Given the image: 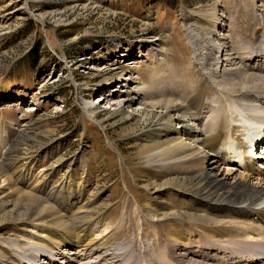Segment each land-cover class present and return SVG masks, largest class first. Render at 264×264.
Here are the masks:
<instances>
[{
  "label": "rangeland",
  "instance_id": "374dc122",
  "mask_svg": "<svg viewBox=\"0 0 264 264\" xmlns=\"http://www.w3.org/2000/svg\"><path fill=\"white\" fill-rule=\"evenodd\" d=\"M252 8L251 0H0V162L16 182L28 179L23 190L40 193L54 208L56 194L76 192L79 185L83 197L72 213L97 207L100 220L91 226L97 252L88 254L85 243L72 248L74 264H96L105 255L116 262L115 255L129 247L137 253L136 264H149L151 257L158 262L157 253H167L166 236L173 223L180 224L145 210L154 194L143 186L153 182L156 168L137 146L138 135L153 127L160 109L147 121L139 119L143 105L138 102L134 111L124 107L129 115L112 112L126 92L140 87V76L149 80L164 64L189 69L202 99L218 97L195 58L204 42L198 27L231 37L239 33L242 42L255 46L263 25L253 20ZM127 76L138 78L133 83ZM225 163L219 159L204 167L231 183L242 170ZM259 177L248 174L246 181L264 186V174ZM4 186L0 181V190ZM129 210L136 211L135 218L125 216ZM145 220L150 226L134 229ZM38 223L22 229L0 214V245L6 243L0 247L11 251L20 241L31 254L30 237L38 234ZM119 224L123 230L115 233ZM226 226L248 230L247 242L264 243L262 226ZM157 233L156 244L150 236Z\"/></svg>",
  "mask_w": 264,
  "mask_h": 264
},
{
  "label": "bare ground",
  "instance_id": "6f19581e",
  "mask_svg": "<svg viewBox=\"0 0 264 264\" xmlns=\"http://www.w3.org/2000/svg\"><path fill=\"white\" fill-rule=\"evenodd\" d=\"M251 1L253 20L263 25L255 46L242 42L239 33L231 37L213 27H198L204 42L196 50L195 58L202 75L214 86L212 90L218 92L217 98H201V89L195 85L189 69L176 63L169 67L164 64L149 80L140 76V87L133 94L126 92L119 108L112 112L129 115L124 107L134 111L138 102L143 105L137 109L139 119L147 121L160 109L152 121L153 127L141 131L137 138L139 154L156 168L153 182L143 186L151 187L154 194L145 203V210L154 212L155 216L160 213L164 219L177 220L180 225L173 223L166 236L167 253L158 252L160 261L151 257L149 264H167L170 260L174 264H207L206 261L264 264V243L247 242L248 230L226 226L239 222L264 225V186L246 181L248 174H256L260 180L259 176L264 174V165L256 168V161L249 157L250 154L259 156L258 151L251 149L264 129V0ZM114 71L120 77L123 75L121 67ZM137 78L127 76L126 79L135 83ZM181 91L186 92L180 94ZM205 95L208 97L210 92H204ZM104 99L98 98L100 102ZM223 135L225 140L221 143ZM261 145L264 153V143ZM219 159L242 170L233 182L213 177L204 167ZM4 167L0 162V181L5 183L0 190V214L22 229L31 221H38L35 227L39 230L30 237L33 252L29 255L23 250L28 248L25 243L16 242L11 251L3 250L1 247L6 243H1L0 264H74L75 259L69 253L82 243L88 254L97 252L92 244L95 240L91 237V226L100 220L99 215L95 216L99 210L90 204L80 207L75 215L72 213V207L83 197L80 185L76 192L62 190L56 194L54 208L40 193L22 189L28 186L27 178L16 182ZM42 188L39 186L38 190ZM135 213L129 210L125 216L135 218ZM147 221H141L134 229L147 228L150 226ZM119 225L115 233L123 230V224ZM159 236L157 233L150 239L157 244ZM129 248L115 255L116 262L105 255L96 264L106 259L104 264H136L137 253ZM176 250L180 251L178 255ZM123 256L127 263L119 262Z\"/></svg>",
  "mask_w": 264,
  "mask_h": 264
}]
</instances>
